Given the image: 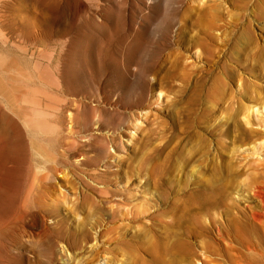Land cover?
<instances>
[{
  "label": "rangeland",
  "instance_id": "rangeland-1",
  "mask_svg": "<svg viewBox=\"0 0 264 264\" xmlns=\"http://www.w3.org/2000/svg\"><path fill=\"white\" fill-rule=\"evenodd\" d=\"M119 1L0 0V264H264V0Z\"/></svg>",
  "mask_w": 264,
  "mask_h": 264
},
{
  "label": "bare ground",
  "instance_id": "bare-ground-1",
  "mask_svg": "<svg viewBox=\"0 0 264 264\" xmlns=\"http://www.w3.org/2000/svg\"><path fill=\"white\" fill-rule=\"evenodd\" d=\"M120 1H121V2H120ZM120 1H119L120 4L124 2V0H120ZM4 43H5V42H4ZM53 77H54V76H53ZM54 78H55V77H54ZM51 80H52V79H51ZM24 104H25V103H24ZM30 117H31V116H30ZM34 124H35V123H34ZM35 125H36V124H35ZM39 125H40V123H39ZM33 126H34V125H33ZM38 128H39V127H38ZM45 128H46V127H45ZM46 132H47V131H46ZM70 132H71V131H70ZM73 134H74V132H73ZM257 190H258V189H256V191H257ZM260 190H261V189H260ZM260 190L258 191V193L256 192V194L259 195V193H261ZM263 192H264V191H263ZM256 196H257V195H256ZM261 196H262V195H261ZM261 196L259 195V197H261ZM262 197H263V196H262ZM262 197H261V198H262ZM261 198H260V199H261ZM263 199H264V198H263ZM261 201H262V200H261ZM262 202H264V200H263ZM263 204H264V203H263ZM263 206H264V205H263ZM261 210H262V209H261ZM263 211H264V210H263ZM262 216H263V215H262ZM262 216H261V217H262ZM257 218H258V217H257ZM254 220H255V219H254ZM256 220H257V219H256ZM244 221H245V220H244ZM258 221H259V220H258ZM245 222H246V221H245ZM246 226H247V225H246ZM229 227H230V226H229ZM230 230H231V229H230ZM229 235H230V234H229ZM237 240H238V239H237ZM239 243H240V242H239Z\"/></svg>",
  "mask_w": 264,
  "mask_h": 264
}]
</instances>
